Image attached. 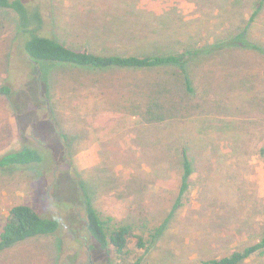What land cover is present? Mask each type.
<instances>
[{"label": "rangeland", "instance_id": "rangeland-1", "mask_svg": "<svg viewBox=\"0 0 264 264\" xmlns=\"http://www.w3.org/2000/svg\"><path fill=\"white\" fill-rule=\"evenodd\" d=\"M22 1L41 11L44 34L68 46L123 21L155 37L199 39H190L197 48L217 45L196 60L202 62L194 76L199 95L186 99L179 118L151 125L132 110L133 100L144 102L138 93L168 79L167 70L103 74L52 67L45 76L18 45L19 15L0 10V86L11 88L0 95V157L29 146L44 158L0 173V233L19 204L60 223L55 235L0 253V264H116L87 232L85 193L102 218L149 232L173 210L183 144L194 166L191 189L146 261L200 264L259 242L264 6L251 25L250 19L261 0ZM246 29L247 46L232 43ZM111 84L118 95L109 94ZM244 264H264V254Z\"/></svg>", "mask_w": 264, "mask_h": 264}, {"label": "trees", "instance_id": "trees-1", "mask_svg": "<svg viewBox=\"0 0 264 264\" xmlns=\"http://www.w3.org/2000/svg\"><path fill=\"white\" fill-rule=\"evenodd\" d=\"M256 6L250 25L262 10L264 0L258 2ZM0 10H11L19 15L17 39L20 42L18 45L34 65H39L44 70L45 76L46 72L47 76L51 74L49 69L52 67L103 74L118 71L167 70L168 79L150 87L152 90L149 92L140 91V95L138 93L137 97L146 99L144 102L136 103L133 100L132 110L142 112L145 122L151 125L152 123L163 124L173 117L179 118V111L183 108L186 99L199 95L194 85V76L198 73V66L202 62L196 60L214 51L217 45V43L212 44L209 50L206 47L197 48L190 43V39L197 43L199 39L177 37L173 40L165 36L155 37L154 34L133 31L132 26H123V21L110 23V26L106 27L105 34L85 35L84 43L79 46L78 43L74 44L76 46H68L44 34L45 22L41 11L35 13L33 10L30 11L22 0H0ZM246 34L247 29L236 35L232 43L247 46L243 41ZM231 38H225L226 40L223 41L227 42ZM95 44H100L102 51L95 50ZM239 49H243L242 46ZM261 52L264 53L262 48ZM157 85L161 89L159 92L155 90L158 89ZM109 86V92H111L109 94H117L115 87L112 84ZM10 93L11 88L8 85L0 86V95L7 96ZM131 94L134 95V92ZM122 95L125 96V94ZM180 155L182 177L173 210L160 225L147 231L148 233L145 230L137 232L131 224L116 225L110 217L102 218L94 208L88 194L85 193L87 232L116 264H149L146 261L147 253L164 235L176 211L184 206V199L191 189L194 166L185 144L180 149ZM43 160L42 154L37 149L24 146L0 157V173L12 168L41 164ZM59 226L58 220L45 218L28 205H16L11 208L0 233V253L37 236L55 235ZM257 254H264V234L259 242L243 250L232 252L222 258L204 260L200 264H244Z\"/></svg>", "mask_w": 264, "mask_h": 264}]
</instances>
